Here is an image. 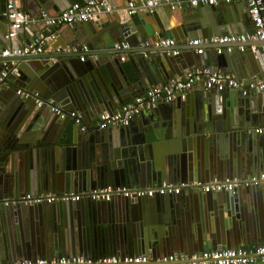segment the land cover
<instances>
[{
  "label": "water",
  "instance_id": "obj_1",
  "mask_svg": "<svg viewBox=\"0 0 264 264\" xmlns=\"http://www.w3.org/2000/svg\"><path fill=\"white\" fill-rule=\"evenodd\" d=\"M18 1L20 8L23 3L30 4L32 2V0ZM40 1L47 3L43 5L46 8L49 7L48 3L51 2V6L54 7V4L57 5L63 1H67L69 5L75 0ZM237 3H232L231 7H229V3H226L227 10H241V8L245 10L243 14L239 13V17L236 20V28L230 30L229 26L220 23L221 18L225 17V13L222 12L219 5H199L195 7L197 12L201 13L202 10L211 12L213 15L212 20L204 21L201 19V15H197L198 17L194 21L196 23L191 24V21L185 18L183 20L185 22L183 34L179 33V35H182L181 37L188 36L187 39H193L196 35L207 38L215 33H217L215 35H218L232 31L235 33L247 32L248 30L244 27L248 26L250 22L248 6L245 1ZM4 9V0H0V20L7 24ZM146 14L147 16L151 15L148 12ZM121 16L124 18L122 19L123 21L116 20L115 24L112 25L113 29H110L106 22H99L98 19L76 23L81 24L80 26L72 25L73 28L70 30L73 32L82 31L83 29L81 28H85V26L89 30L85 29L87 32L85 31L80 38L77 36L79 43H86L87 51L83 52V54L88 55L89 58L84 63L79 61L78 53L80 52H69L67 55L64 52H57L53 57L57 59L52 63L53 66H48L45 70L36 69L34 71L26 63L37 57L40 58L41 54L35 56L0 57V61L4 62L0 73L2 69L6 70L5 77L0 81V89L6 87L4 85L5 81L14 83L16 78V82L19 83L18 87H13L15 96L12 99H6L3 104L0 102V195L2 197H10L22 192H81L82 190L89 191L108 185L125 187H138L140 185L148 187L160 185L163 181L173 183L177 181L187 182L188 172L184 171L181 159V154H184L185 147L180 144L181 141L184 143L186 141L185 139H178L182 134L180 132L181 126L176 124L177 122L173 124L172 113H164L165 116H161L162 114H160L158 109L161 103L152 109L151 113L146 115L148 118L146 125L142 122L139 127L131 126V124L117 126L116 131L110 128L112 126L98 129L97 133L91 136L77 135L78 143H76V135L74 136L72 127L74 122L70 118H58L48 106H37L33 100L22 98L15 92L18 88L27 89L26 87L32 91H39L40 89L48 94L47 96L43 94V97L52 99L63 109H77L83 116L89 117V115L97 113L95 111L105 105L112 107V109L116 108L117 101L122 102L124 100L125 96H122V98L121 95L124 94L129 84L132 85L133 83L134 88L138 86L140 81L150 85L152 83L148 73L150 61L153 60L155 53L159 56H169L170 54L166 51H170V49L141 48L138 47L139 43L155 37L173 36L178 44L184 38L178 39L171 28L164 26L155 31L151 23L146 22L138 14ZM37 25H40V23ZM206 25L208 26L207 28L205 27ZM108 30L110 41L105 38L104 34ZM249 30L248 32L251 34L254 31L253 27ZM3 38L4 35L1 39ZM28 42L30 40L26 41V43ZM121 42H126L128 47L124 49L114 47L115 44ZM215 47L213 46L214 51ZM95 48L98 49V52H91ZM195 48L196 46H189V49L193 51ZM203 48L207 49L209 47L207 45L203 46ZM224 52L226 51L221 53ZM121 53L130 54L126 63L119 61L117 56ZM262 54L264 56V53ZM91 56L96 57L92 58ZM64 57H68L70 62L65 63L63 60H59V58ZM243 58L248 57L243 56ZM59 65H62L64 69V73L60 75L56 74ZM247 66L249 73H253V75L257 73L254 69V60L251 59ZM128 68H130L129 72L131 74H128ZM36 74L39 76L34 78ZM9 89L11 90L12 87L10 86ZM210 90L211 92L215 90L216 93L214 94L217 95L221 92L216 89ZM206 92L207 90H205ZM131 95L135 96L136 94ZM263 96L264 89L254 95L248 93L238 97L234 95L232 98L230 94L226 98V102L229 103L228 107L231 106L233 99L237 101L240 108L241 106L243 107V118L238 121V123H241V130H244L242 128L264 126V108L260 107L258 101ZM17 97L21 99L17 101ZM213 97L215 96L213 95ZM171 104L169 102L167 108H171ZM152 119H158V122H150ZM159 121L166 123V125L168 124L167 128H172L173 130H167L163 135L157 131V124H160ZM76 127L78 128L77 125ZM211 127L213 130L215 129V127ZM204 129L205 126L202 125V130ZM255 129L253 130L255 133H252V131L246 136L247 139H250L249 146L247 149H242L248 155L239 159L236 151V160L232 161L231 165L227 164V167L223 164L222 168H212L215 173L217 170L218 173L224 174L223 178L232 177L226 176V173H229L227 175H231L230 173L234 175H256L261 171L264 172V160L259 158V155L260 157L262 156L260 150L261 148L263 150L264 147L263 145L259 148L260 143L263 141L262 138H264V132L259 134ZM81 136L88 137L89 140L95 142H100V136L102 137V142H104L105 138L109 139L102 148V154L93 153L85 156L79 145ZM72 144L78 145L72 147ZM238 145L237 150L240 151L241 149ZM248 149L250 153L247 151ZM8 180H11L12 184H8ZM238 187L236 186L232 192H216L226 194L221 200L215 201L214 206L219 212L224 209L227 215L235 214L237 216L236 213L240 209ZM196 191L202 192L198 189ZM209 193L215 192H205V194ZM163 196H166L165 199H162L157 205L154 211L156 216L152 215V217L155 218L157 223L163 222L168 225L170 224L168 219H170L172 213L179 212L177 211L179 209V201H176L177 199L173 197V194ZM128 200H137V198ZM70 202L74 201L54 202L50 204V210L53 212L57 210L58 213L66 210V212H74L76 210L72 208L74 203ZM100 202H104V204L110 203L107 201H98L97 203ZM137 204H127L128 206L125 205L126 207L119 211L111 207L107 210L104 209V211H107V221L110 225L123 229L121 232L117 229L116 235H112L113 240L111 243L107 242L108 235H104V233H101L99 238L93 236L96 235L94 233L96 229L92 227L90 235L83 234L78 226H76L74 234L72 233L73 226L72 228L69 227V233H63L61 230V232L54 231L53 228L59 227L60 229L62 221L60 217H56V219L46 214L45 224L52 228L50 235L47 233V236L41 238L29 237L23 243L21 239L18 241L15 238L18 233L17 230L22 226L25 227L30 222L33 214L32 210H42V204L34 206L23 205L26 209L23 214H21L22 204L14 206L0 204V264H12L18 259L28 258L30 257L28 255H31L34 251H40L38 255H43L46 258L59 255L71 256L74 254L93 257L108 254H146V247H148L151 240L147 244L141 243V233L140 229H138L139 222L134 223L140 218L141 207ZM76 218H78L77 214ZM129 224H131V227H128ZM125 226L127 227L125 228ZM199 229L202 230L203 228L199 227ZM200 233L196 235L198 236V243L201 241L204 243L213 236L209 229H205ZM20 243H22L24 248L22 252H17V244ZM215 248V246H212V249ZM155 255L159 254H152L151 256ZM5 259H10V261Z\"/></svg>",
  "mask_w": 264,
  "mask_h": 264
},
{
  "label": "crops",
  "instance_id": "obj_2",
  "mask_svg": "<svg viewBox=\"0 0 264 264\" xmlns=\"http://www.w3.org/2000/svg\"><path fill=\"white\" fill-rule=\"evenodd\" d=\"M129 1H133L139 4L142 0H110L111 4L114 7L125 6ZM17 2L19 5L18 0ZM51 3H48L49 7L44 8L43 5L47 4L46 2H42L40 0H32L30 4L23 3L21 8L20 6L19 8L22 12L27 14H36L39 10H46L54 14L59 10L64 9L68 5L67 1H63L62 3H58L57 5L54 4V7L51 6ZM232 3L238 4L237 2ZM232 3L228 4L229 7H231ZM183 4L184 7L175 10H170L166 6H158L156 8V11L148 16L146 14L147 11L144 9H140L136 13L139 16H142L146 22L151 23L152 28L155 31L159 30L161 26L171 28L178 39L184 38V40L177 44L180 51L175 56H159L155 53L153 60L150 61L148 66V73L150 74L152 83L149 85L145 82L140 81V83H138V86L134 88V84L131 82L132 85L129 84L125 89L124 94L121 95V97L125 96L124 100L122 102L117 101L116 108L119 107L121 103L134 97L131 94H136L135 96L140 95L152 85L164 84L171 78L182 77L187 71L201 66H211L215 69H220L226 73H231L235 77L242 80L264 76V56L259 50H256L255 52L249 49H246L244 51L234 49L230 52L226 51L224 53L217 54L213 49L214 44L211 43L205 44V46L208 45L209 48L204 49L200 54H196L193 50L189 49L190 45L187 44L188 36L181 37L182 35H179V33L183 34V27L185 24L183 20L186 18V20L191 21V24H194L196 23L194 21H196L198 17L197 15H201V19H203L204 21H211L213 15L211 14V12L205 10H202L201 13L197 12V9L187 7L185 5V2H183ZM218 5L222 12L225 13V17L221 18L220 23L222 25L229 26V28H231L230 30L236 28V20L239 17V13L243 14L245 12L244 8H241V10H227L226 3H220ZM121 15L122 14H120L118 11L101 13L99 15L98 21L102 23L106 22L110 29H113L112 25L115 24L116 20L123 21L122 19L124 18ZM76 25L80 26L81 24ZM205 27L207 28L208 26L206 25ZM251 27L252 24L250 21L249 25L245 26L244 28L250 31L249 29H251ZM71 28H73V26L61 25L53 27L51 29L53 39L45 42L44 51L43 53H40L42 56H40V58L37 57L33 60H30L26 63V65H28V67L32 68V70L34 71H36V69L45 70L48 66H53L52 60L55 53H52L50 49L51 46H64L66 44H71L77 47L76 52H80L78 53V55L79 61L81 63L87 61L89 58L88 55H84L83 51L81 50V47L86 43H79L77 36L80 38L86 30H89L87 26H85V28H81L83 29L82 31L79 30L77 32H73L72 30H70ZM248 31L247 33H250ZM5 32L6 22H2L0 20V40L2 42H4V38L1 39V37L5 34ZM42 32L44 31L42 26L40 27V25H25L17 35L16 44H25L28 40H30L31 42L34 38L37 37L39 33ZM104 34L105 38H108L109 40V30L105 31ZM221 34H235V32L232 31ZM171 37L175 39V37ZM195 37H200V35H196ZM91 52H98V49L95 48L91 50ZM64 53L65 55L69 54V52ZM80 55L84 57L83 60H80ZM121 56H123L124 58L120 59ZM243 56H246L248 58H243ZM91 57L95 58L96 56ZM117 57L120 62L126 63L129 60L130 54L121 53ZM251 59L254 60V69L255 71H257V73L254 75L253 73L248 72L249 68L247 64L250 63ZM59 60H63L65 63L70 62L68 57L59 58ZM2 64L3 62L0 61V69L2 68ZM127 70L128 74H131L129 72L130 68H128ZM63 73L64 69L62 65H59L56 70V74L60 75ZM38 76L39 75L36 74V77L34 78H37ZM18 84L19 83L16 82V78L14 80V83H10L9 81L4 82V85H6V87L0 89V102L2 104L6 99H12V97L15 96L13 93V87H18ZM10 86L12 87L11 90L9 89ZM26 88V90H29L28 87ZM29 91L37 92L41 97H43V94L46 96L48 95L47 93H45V91L43 92L40 89L39 91ZM213 91L214 92H211V90H207L206 94L204 89L193 88L187 92L184 99L176 98L171 101V108H167V104L169 102H162L160 104V107L158 106L162 117L165 116L164 113H172L173 124L177 122L176 124L181 126L180 132L182 134L181 137H178V139L181 138V140L185 139L186 141V143L181 141L180 144L185 147L184 154H181V159L183 162L182 165L184 171H186V173L188 172L189 177L187 181L198 180L200 182H208L216 177L222 178L224 174L218 173L217 170L215 173L212 168H222L223 164L226 167L227 164L231 165L232 161L236 160L237 158L236 151L238 152L239 159L246 157L248 154L244 150H242L247 149L250 144V139H247L246 136L247 134L251 133L256 127H261L260 125L250 128H242L244 130L240 129L241 123H238V121L240 118H243V107L241 106L240 108L237 104V101L234 99L231 106L229 107V103L226 102V98L230 94L232 98L234 97V95H237V97L241 95L237 90H222L218 95L214 94L216 93L215 90ZM249 94L254 95L255 93ZM213 95L215 97H213ZM261 97L258 100L259 105L260 107L264 108V96L263 98ZM43 98L46 99L45 96ZM19 99L21 98L17 97V101ZM104 110L109 111L113 109L112 107L106 105L104 107H100V109L95 111L97 113L89 115V117L84 115L83 122H85V124L87 125L94 124L97 115ZM149 113H151V110H142L139 115L135 116L132 119L130 123L131 126L139 127L142 122H144L146 125L148 121L146 115H148ZM152 121L158 122V119L150 120V122ZM159 123L160 124H157V131L161 132L162 134L167 130H173L172 128H167L168 124L166 125V123H161V121H159ZM202 125L205 126L204 130H202ZM211 126L215 127V129L213 130ZM72 127L74 129V136L76 135V143H78L77 135L80 134L91 136L96 134L98 131L97 128L92 127H89V129H87L86 131H80L75 124H72ZM110 128H112V130H115L117 126H112ZM80 132H83L84 134ZM252 133L255 132L253 131ZM259 134H263V132H259ZM81 137L79 139V145L80 149L84 151L85 156L93 153H98V155L99 153L102 154V148L104 145H106V142L109 139L105 138L104 142H102V137L100 136V142H95L89 140L88 137ZM262 139L263 141L260 143L259 148L264 145V138ZM77 145L78 144H72V147H76ZM237 145L240 147V151L237 150ZM247 151L249 152V149ZM260 152L262 156L260 157L259 155V158L264 160V147L263 150L261 148ZM260 173L264 172L261 171ZM227 174L229 173H226V176H232L229 178L236 179L255 175H234L233 173H230L231 175ZM7 183L12 184L11 180H8ZM176 183H178V181ZM138 187L144 186L139 185ZM44 192L47 191H39L38 193L32 194H39ZM237 192L240 197V209L239 212L236 213L237 216L235 214H232L230 216L227 215V212L224 209L219 212L218 209L214 206L215 201L218 199L221 200L226 195L225 193L215 192L205 194V192H198L196 191V189L183 188V190H181L179 194L173 196L175 199H177L176 201H179V209L177 210L179 212L175 214L172 213L170 219H168V221H170V224L168 225H165L163 222L157 223L155 221V218L152 217V215L156 216V212L154 211L157 208V205H159L160 201L162 199H165L166 196L158 195L155 197L153 196L150 198H141L139 200L137 199L132 201L128 200L127 198L115 197L111 201H109L110 203L108 204H104V202L97 203L98 201L82 197L77 201L70 202L74 203L72 204V208L76 209L74 212H66V210L64 212L60 211L59 213L57 210H54V212L51 211L50 204H42L41 211L32 210L33 214L30 222L25 227L22 226L17 230L18 233L15 238L18 241L21 239V241L24 243V241L26 239L28 240L29 237L41 238L47 236V233L48 235H50V233L52 232V228L45 224L46 214L50 215L52 218L60 217V220L62 221V226H60V229L59 227H56L53 228L54 231L61 230L63 233H67L69 231V227L72 228L73 226L72 233L74 234L76 226H78L79 230L83 234L90 235L92 227L96 229V231L94 232L96 235L93 236H97L99 238L101 233H104V235H108L107 242L111 243V241L113 240L112 235H116L117 229L120 232L123 231V229L115 228L114 225H110V223L107 221L106 210L111 207L112 209L119 211L128 206L127 204L133 203V205H135L136 203H138L137 205L141 207L140 218L137 219L134 223L139 222L138 229H140L141 233V243L143 244L144 242L147 244V242L151 240L145 251V253L149 255L172 252L192 253L201 251L202 248L203 250L212 249V246H215V249H220L236 246H251L254 244L264 243V182L256 185H240L237 188ZM23 193L26 192H22L21 194ZM18 195H13L10 197H2L0 195V198L10 199L17 197ZM23 205L24 204L21 205V214H23L26 210ZM34 209H36V207H34ZM104 209L106 210L104 211ZM47 211H49L48 214ZM58 214L60 215L58 216ZM76 214L78 218H76ZM126 227L127 226H125V228ZM128 227H131V224H129ZM199 227L203 229L201 230L199 229ZM205 229H209L213 233V236L211 238H208L204 243H202V241L198 243V236L196 235L201 234L200 232H203V230ZM107 242L105 241L106 244H108ZM23 248L24 247H22V243L17 244V252H22ZM39 252L40 251H34L33 253H31V255H28L30 257L24 259H34L38 257L46 258L43 255H38L40 254ZM5 260L10 261V259ZM251 264H264V262L258 261Z\"/></svg>",
  "mask_w": 264,
  "mask_h": 264
},
{
  "label": "built area",
  "instance_id": "obj_3",
  "mask_svg": "<svg viewBox=\"0 0 264 264\" xmlns=\"http://www.w3.org/2000/svg\"><path fill=\"white\" fill-rule=\"evenodd\" d=\"M245 1L253 27V33L218 34L207 38L195 37L188 39L187 44L196 46L194 52H203L205 44H214L215 51L230 52L234 49L244 51H261L264 53V0H142L139 4L129 1L125 6L114 7L110 0H75L57 14H50L41 10L36 14H27L20 10L17 0H4V13L7 19L4 42L0 40V57L7 56H35L43 53L46 41L53 39L51 29L55 26H72L78 22L97 20L101 13L118 11L122 15L136 14L140 9L148 13H154L158 6H166L170 10L184 7L183 2L189 8L199 5H218L220 3H232ZM43 31L31 42L16 44L17 35L25 25L39 24ZM115 48H127L126 42L114 45ZM138 47L169 48L166 51L170 55H177L179 48L172 37H157L146 39L139 43ZM52 53L76 52L77 47L71 44L51 46ZM87 51L86 45L81 47ZM124 57L121 56L120 59ZM84 57L80 56V60ZM57 59L53 58V62ZM4 64V62H3ZM6 70L2 69L0 81L5 77ZM193 88L204 90L226 89L237 90L241 95L256 93L264 89V76L248 80H242L231 73H226L211 66H201L187 71L182 77L171 78L164 84L152 85L144 93L134 96L113 110H104L97 115L94 124L87 125L83 122V115L78 110H66L52 99L41 97L37 92L18 88L15 92L25 99L33 100L37 106L46 105L58 118H70L78 126L80 131H86L89 127L104 129L110 126H127L132 119L142 110H152L159 103L171 102L176 98L184 99L187 92ZM257 132H264V126L257 127ZM264 182V173L246 176L245 178H214L208 182L198 180L187 182H162L157 186L125 187L105 186L89 191L69 192H44L32 194L29 192L14 198H0V204L14 206L24 204L33 206L39 204H52L54 202L77 201L86 197L94 201H111L115 197L127 199L150 198L155 195H177L183 188L198 189L202 192H232L236 186L256 185ZM264 262V243L251 246H236L220 249H204L198 252H172L151 256L149 254L119 255L108 254L102 256H85L74 254L71 256L59 255L51 258L38 257L34 259H18L12 264H251Z\"/></svg>",
  "mask_w": 264,
  "mask_h": 264
}]
</instances>
